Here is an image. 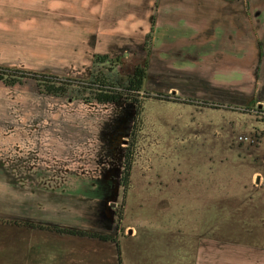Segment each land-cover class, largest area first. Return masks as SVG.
<instances>
[{"label":"rangeland","instance_id":"374dc122","mask_svg":"<svg viewBox=\"0 0 264 264\" xmlns=\"http://www.w3.org/2000/svg\"><path fill=\"white\" fill-rule=\"evenodd\" d=\"M69 1L88 0H45L52 5L18 13L45 35L36 29L0 33V67L30 73L20 85L0 83V119L11 121L14 137L0 146V264H198L200 255L224 254L223 247L247 264H264L263 87L238 86L236 94L227 89L216 96L209 85L199 90L197 70L157 69L152 74L164 72L169 80L156 85L153 75L145 91L131 97L140 101L138 115L129 96L104 105L88 102L86 92L79 100L93 73H115L126 92L147 53L145 37L127 40L122 55H109L105 64L95 62L91 49L61 47L54 22L72 24L75 16L61 13ZM261 1L246 0L252 12H264V4H256ZM116 41L119 47L126 40L103 39L96 52ZM228 72L218 71L234 74ZM184 73L193 85L182 83ZM42 81L71 86L63 96L49 95ZM27 129L47 134L25 143ZM38 150L45 158L39 165L29 161ZM127 150L133 153L128 184L118 189ZM53 227L115 241L63 235Z\"/></svg>","mask_w":264,"mask_h":264},{"label":"crops","instance_id":"0c3cea01","mask_svg":"<svg viewBox=\"0 0 264 264\" xmlns=\"http://www.w3.org/2000/svg\"><path fill=\"white\" fill-rule=\"evenodd\" d=\"M90 3L89 0L64 3L69 9H61V13L74 15L72 24L62 19L60 21L64 24L54 22L55 41L61 47H67L70 53L76 49L91 53V49L94 55L118 56L125 51L127 40L142 39L152 33L151 72L157 69L197 70L198 84L211 86L213 92L223 93L228 89L236 94L235 87L238 86L250 87L253 91L260 83L264 93V12L260 9L252 12L246 0H100ZM256 4L260 7L264 1ZM50 5L52 3L45 0H0V33L12 37L17 30L34 32L36 29L40 35H45L39 25L33 29L17 15L28 7ZM87 6L92 7L82 16L84 22L79 23L81 16L78 13L87 11ZM65 35L69 40H63ZM120 38L126 40L122 46L116 47V41L112 47H107L108 50L96 52V45H101L103 39L115 41ZM220 69L228 70V73L234 71V74L221 76ZM182 75L186 77L185 73ZM182 83H187L185 78ZM2 119L0 125L5 126H0V146L7 148L14 142L13 127L11 121ZM39 132L37 129L31 132L35 144L38 135L43 136V129ZM23 139L29 141L27 136ZM2 175L7 179L8 174L6 176L2 171ZM103 193L105 191H96L97 196L108 195ZM72 211L69 208V214ZM222 249L224 254L215 250V255L207 260L206 256L200 255L198 264H247L248 259L244 256L236 259L235 254L227 253L224 247Z\"/></svg>","mask_w":264,"mask_h":264},{"label":"trees","instance_id":"16d2710c","mask_svg":"<svg viewBox=\"0 0 264 264\" xmlns=\"http://www.w3.org/2000/svg\"><path fill=\"white\" fill-rule=\"evenodd\" d=\"M153 32V28H152ZM153 38L152 33H150L147 37V41ZM148 42V43H149ZM95 62H98L100 64H105L108 61H111L109 56L107 55H96ZM115 63V61H114ZM29 72L19 70V69H12V68H6V67H0V83L4 84L7 87H14L16 85H20L23 83L24 80L28 79L30 76ZM45 79H50V77ZM146 79V69L138 68L135 72V75L129 77L127 81L128 87H126V90L129 93H123L120 90L123 88L116 77V75H110L109 77H106L103 75V73L99 72L98 74H92L90 80L85 83L86 86H84V89L82 91V94L78 96L81 98L84 93L88 92L87 96L84 97L88 102L93 103L96 102L98 104H107V103H117L124 94H127L130 96V92L133 91H141L143 88L144 80ZM41 81V79H38ZM67 86H71L68 85ZM56 87L55 84H53L51 81H42L40 83V87H43V91H45L49 95H55V96H63L68 92L69 87ZM133 104H136V102L133 101ZM138 112V107L136 109ZM132 156L133 153L129 152L125 154L124 160H123V170H122V176H121V186L126 187L128 184V178L130 174L131 169V162H132ZM34 228H50V227H44V226H35ZM55 232L63 235H71V236H89L93 237L94 239H99L101 241H115V238L111 236H105V235H98L94 233H88L84 231H77V230H71V229H62L59 227H53L51 228ZM114 239V240H113Z\"/></svg>","mask_w":264,"mask_h":264},{"label":"flooded vegetation","instance_id":"af4514ba","mask_svg":"<svg viewBox=\"0 0 264 264\" xmlns=\"http://www.w3.org/2000/svg\"><path fill=\"white\" fill-rule=\"evenodd\" d=\"M150 34V33H149ZM149 34H147L146 35V37H145V42H144V48H146V53H147V55H146V60L144 61L145 63L142 65L141 63L143 62H141V60H140V62H138L137 64L138 65H136V67H135V69H134V72H133V74L131 75V76H133V75H135V72H136V70L138 69V68H141V69H146V79L144 80V84H143V88H142V90L141 91H133V92H130L131 94H130V96L128 97V95L127 94H124L123 95V97H125V96H127L128 98H130V99H132L131 97H134V95H137V96H140V94L143 92V91H145V87H146V84L149 82V79L150 78H154V76L153 75H155V77H157V80H158V82H156V85H164V81H163V79L162 78H165L166 80H169V79H167L166 77H168V74H165L164 72H162V73H154V74H152V72H151V63H150V60H151V55H152V51H153V47H151L152 45V39L150 40V42L149 43H146V40H147V37H148V35ZM153 36V35H152ZM107 55V54H106ZM107 56H109V55H107ZM119 56V55H118ZM143 60V59H142ZM119 61V60H118ZM150 70V71H149ZM110 72V71H109ZM107 73V74H104L103 73V75L104 76H106V77H109L111 74L112 75H115V73H113V72H110V73ZM157 74V75H156ZM131 76H129V77H131ZM165 76V77H164ZM181 77H183V78H185V79H187L186 77H184V76H181ZM119 79V78H118ZM120 84V83H119ZM186 84H188V85H193V83H189V82H187ZM197 85L199 86V90L201 89V87L202 86H204V84H202V85H199L198 84V82H197ZM124 88V87H123ZM123 88L120 90L121 92H123ZM209 89V90H208ZM207 89V92L208 93H213V91H212V88H208ZM125 90H126V88H125ZM123 93H129L127 90H126V92H123ZM136 93V94H135ZM215 95L217 96L218 94H217V91H215ZM122 97V98H123ZM79 100H81V98H79V97H77ZM121 98V99H122ZM120 99V100H121ZM119 100V101H120ZM118 101V102H119ZM132 102L134 101V102H136V104L135 105H137V107H138V112L136 113V115H138L139 114V112H140V101H138V100H134V99H132L131 100ZM96 103V102H95ZM107 104H115V103H107ZM104 105H106V104H104ZM31 131H29L28 133V135H25L24 134V136H27V139H29V141L31 140V138L32 137H34V135H32L31 133H30ZM26 133V132H25ZM32 136H31V135ZM47 133L46 132H44L43 131V137L46 135ZM27 141L28 140H25V143H27ZM39 150L37 151V154L36 155H33L32 156V158H30L29 157V161L30 160H32V161H35V162H33V164H43L42 163V161H44L45 160V158H41V156H40V154H39ZM127 153L129 152V150H127L126 151ZM42 160V161H41ZM120 216V211H119V209L118 210H116V219L118 218ZM113 237V236H112Z\"/></svg>","mask_w":264,"mask_h":264},{"label":"water","instance_id":"95a60500","mask_svg":"<svg viewBox=\"0 0 264 264\" xmlns=\"http://www.w3.org/2000/svg\"><path fill=\"white\" fill-rule=\"evenodd\" d=\"M127 142V141H126ZM124 159V158H123ZM123 161V160H122ZM121 176H122V170H120V174L118 175V182H117V184H118V189H119V187L121 186ZM258 181H259V179H258ZM115 206V205H114Z\"/></svg>","mask_w":264,"mask_h":264}]
</instances>
